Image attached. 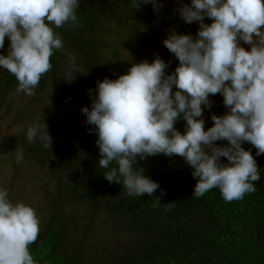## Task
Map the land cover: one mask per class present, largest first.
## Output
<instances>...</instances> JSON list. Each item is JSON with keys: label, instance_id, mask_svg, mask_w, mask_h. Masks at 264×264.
<instances>
[{"label": "trees", "instance_id": "trees-1", "mask_svg": "<svg viewBox=\"0 0 264 264\" xmlns=\"http://www.w3.org/2000/svg\"><path fill=\"white\" fill-rule=\"evenodd\" d=\"M155 3L163 7L155 11L152 4H146L136 10L132 0H80L77 22L54 29L64 46L54 50L52 69L34 90L43 112L57 117L56 124L45 123L51 148L42 147L38 137L28 141L27 130L33 123L0 140L1 156L17 160V150L22 149V160L32 161L54 182L42 205L35 208L40 231L29 248L37 264H264V154L257 156L248 142L241 146L251 151L260 180L255 182V192L231 202L224 200L218 188L195 197L193 169L179 156L137 157L134 169H144L143 175L159 185L152 196H129L122 177L121 185L104 178V173L117 165L113 162L109 169L98 165V135L81 111L85 107L91 110L97 82L115 80L126 74L132 63H151L157 55L168 64L165 74L174 73L179 62L163 41L173 29L193 37L199 30L198 22L185 23L177 11L191 0ZM211 22L205 17L204 23ZM5 41L4 55L9 48L7 37ZM128 44L126 59H119L118 49ZM244 48L250 50L249 45ZM69 54L82 71L70 72ZM51 84L53 104L47 102L53 99L50 95L38 96ZM17 87L15 76L1 70L0 99ZM209 100L211 108H204L200 118L205 130L213 126L212 115L228 112L221 94L210 95ZM74 125L78 133L64 139ZM174 127L183 134L186 122L181 118ZM215 143L227 146V141ZM220 162L228 163L224 157ZM169 202H176L175 207L165 211ZM96 227L107 238L121 241L115 246L112 241L110 249L91 244L90 235Z\"/></svg>", "mask_w": 264, "mask_h": 264}, {"label": "clouds", "instance_id": "clouds-1", "mask_svg": "<svg viewBox=\"0 0 264 264\" xmlns=\"http://www.w3.org/2000/svg\"><path fill=\"white\" fill-rule=\"evenodd\" d=\"M79 3L0 0V48L9 40L0 67L15 76L17 92L35 95L41 77L52 69L54 50L64 46L54 29L77 22ZM146 4L155 11L163 7L155 0H132L131 6L138 10ZM177 11L185 23L198 22L199 30L193 37L173 29L163 41L179 62L174 73L165 74L168 64L158 55L151 63H132L117 79L98 81L91 110L81 109L98 135V165L109 169L114 162L117 167L104 178L121 185L122 177L129 196H152L159 185L143 175L144 169H134L137 157L175 155L193 169L195 197L218 188L225 201L242 199L256 191L260 180L257 162L242 142L251 144L257 156L264 154V0H191ZM205 17L212 22L204 23ZM68 59L70 72L82 71L73 55ZM216 94L223 96L228 112L212 115L213 126L205 130L200 118L204 108H211L209 96ZM181 118L186 122L183 134L174 127ZM47 129L44 122L29 127L28 141L38 137L50 149ZM217 141H227V146H217ZM16 157L23 159L22 149ZM221 157L228 163H221ZM8 196L0 189V264H37L29 246L39 236L40 219L34 208ZM175 204L167 203L165 211Z\"/></svg>", "mask_w": 264, "mask_h": 264}, {"label": "rangeland", "instance_id": "rangeland-1", "mask_svg": "<svg viewBox=\"0 0 264 264\" xmlns=\"http://www.w3.org/2000/svg\"><path fill=\"white\" fill-rule=\"evenodd\" d=\"M5 44L6 41L4 47L0 48V55H4ZM240 46L244 47L243 42H241ZM129 50V44L121 46L118 49L120 53L119 59H126ZM107 58L115 60L109 55ZM3 69L0 67V73ZM53 90L54 86L51 84L44 91L39 92L38 96L45 98L50 95L53 98ZM47 102L53 104L54 98ZM0 103L2 105L0 110V140L18 133L20 129H23L30 123H33V125L42 124L43 122L46 123V120L50 124L57 123V117H52L48 112H43L44 108L37 104L35 95L28 96L24 92H17V88L10 94L2 97ZM70 133H78L75 125L72 126L70 132L67 131L64 139H67ZM53 183V179H48L45 176V172L34 165L32 161H17L9 156L0 155V189L8 191L9 196L14 199L13 203L22 201L35 209L42 205L43 196ZM103 233V230L96 227L90 235L91 244H98L109 248L112 241H114L113 246L121 241V238H107Z\"/></svg>", "mask_w": 264, "mask_h": 264}]
</instances>
